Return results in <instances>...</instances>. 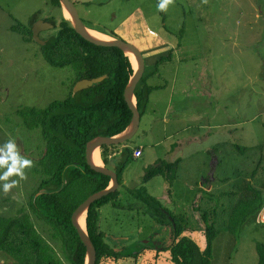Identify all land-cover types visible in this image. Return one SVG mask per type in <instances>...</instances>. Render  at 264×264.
<instances>
[{
  "label": "rangeland",
  "instance_id": "obj_1",
  "mask_svg": "<svg viewBox=\"0 0 264 264\" xmlns=\"http://www.w3.org/2000/svg\"><path fill=\"white\" fill-rule=\"evenodd\" d=\"M157 2L77 4L89 28L141 49L147 72L158 70L153 84H169L167 92L157 94L156 108L153 102L148 106L139 134L128 143L143 145L144 156L128 162L115 204L102 209V228L111 250L140 254L103 264H177L169 250L174 235L166 214L186 218L188 230L183 236L203 250L204 211L219 231L211 264H258L256 245L264 243V209L237 234L229 231L228 220L237 203L250 196L248 184L264 191V0H208L207 4L175 0L167 12H159ZM50 3L0 0V144L15 139L22 154L35 164L28 179L10 194L0 190V216L29 214L56 257L70 264L61 243L51 238V228L28 205L43 179L35 168L45 144L41 132L28 131L18 117L23 108L45 109L74 93L72 68L52 67L41 45L12 30L17 24L32 29L37 16L50 12ZM52 12L58 22L65 17L61 9ZM58 30L59 26L42 32L41 39L48 41ZM171 52L172 62L158 67L156 62ZM237 146L247 151L243 154ZM176 159L181 163L172 193L164 176L144 183L149 166ZM143 186L158 203L146 204L130 194L129 190Z\"/></svg>",
  "mask_w": 264,
  "mask_h": 264
},
{
  "label": "trees",
  "instance_id": "obj_2",
  "mask_svg": "<svg viewBox=\"0 0 264 264\" xmlns=\"http://www.w3.org/2000/svg\"><path fill=\"white\" fill-rule=\"evenodd\" d=\"M54 1L60 6L58 0ZM12 30L26 41H33L31 28L17 24ZM41 48L44 59L52 67L72 68L75 75L72 88L82 79L107 77L103 83L79 93H72L73 97L65 100L53 101L45 109L26 107L18 111L23 126L31 132L41 131L46 145L44 156L35 169L36 174L41 175L43 179L30 197L28 202L30 210L51 228V238L61 243L70 264H85L86 248L73 227L71 218L80 204L91 195L109 188L111 182L109 176L96 172L89 166L86 161L87 145L99 137H117L130 126L132 112L127 106L124 92L134 74V66L130 57L120 49L97 46L78 35L64 16L61 18L57 35ZM172 56L173 52L168 57L160 59L157 66L170 61ZM157 73V69L150 73L146 71L135 90L142 118L149 105L151 93L155 90L154 87H144L143 83ZM128 143H125L127 147L124 150L126 159L116 168L119 184L128 162L135 159L133 156L135 148L130 147ZM114 148L116 147L102 148L107 166L109 162L107 155ZM237 148L243 154L247 151L244 147ZM180 162V159L175 162L159 160L146 169L144 183L164 176L172 193ZM247 187L250 196L242 198L237 203L228 220L229 231L234 234L239 233L247 221L258 218L264 209V191L250 184ZM129 191L134 198L146 204L158 203L156 198L148 194L145 186ZM140 195L142 199H139ZM118 196L119 191L112 193L88 210L86 228L97 248V264H103L109 259L116 262L121 258L134 259L140 254L130 255L122 251H113L106 241L100 209L113 203ZM166 215L171 220L168 224L173 226L174 235V243L169 250L177 264H211L214 241L219 231L214 223H210L207 211L201 213V219L205 224L203 250L196 242L183 236L188 230L186 218L171 213ZM256 249L258 264H264V243H257ZM0 254L7 258L10 264H63L56 257L54 249L39 234L30 215L24 213L16 217L0 216Z\"/></svg>",
  "mask_w": 264,
  "mask_h": 264
},
{
  "label": "water",
  "instance_id": "obj_3",
  "mask_svg": "<svg viewBox=\"0 0 264 264\" xmlns=\"http://www.w3.org/2000/svg\"><path fill=\"white\" fill-rule=\"evenodd\" d=\"M63 7V10H67L70 14V18H67L71 23L72 27L76 31V33L82 36L84 39L93 43L97 46L102 47H114L118 48L123 51L127 56H133L138 61V67H134V74L130 79L128 85L126 86L124 92V98L127 103L129 110L132 112V121L128 129L121 135L114 137V138H103L99 137L92 142L88 143L87 145V155L86 161H88L89 166L96 172L102 173L106 176H109L111 179L110 187L97 192L87 198L82 204L78 206V208L74 211V214L71 218L72 225L76 229L79 238L83 245L86 248V263L85 264H97L98 262V252L97 248L92 240L89 237L87 228H83L81 226L80 219L82 216H86L88 210L98 201L104 199L105 197L110 196V194L115 193L119 189V178L116 171L105 167L103 165H98L94 162L93 156L96 150L101 149L105 146L112 147V146H120L124 145L125 143L132 142L135 137L139 134L142 125V114L138 108V101L135 98V90H137L139 84L143 80L146 71H147V64L146 59L141 51L140 48L137 46L125 42L119 38H110L109 40H100L96 38L91 33V28H89L85 23L82 17H80L79 11L76 6L70 0H59ZM65 15V14H64ZM54 26L43 22L42 19L37 20V22L33 25L32 28V38L33 41L41 46H45L47 41L41 39V33L50 29H53ZM107 77H101L96 79H82L78 81L73 88L74 93H79L83 90H88L92 87H95L105 81Z\"/></svg>",
  "mask_w": 264,
  "mask_h": 264
},
{
  "label": "clouds",
  "instance_id": "obj_4",
  "mask_svg": "<svg viewBox=\"0 0 264 264\" xmlns=\"http://www.w3.org/2000/svg\"><path fill=\"white\" fill-rule=\"evenodd\" d=\"M208 0H203L207 4ZM175 0H158L157 10L167 12ZM35 166L34 161L23 155L15 139L9 138L0 144V190L5 195L20 186L21 181L28 179V171Z\"/></svg>",
  "mask_w": 264,
  "mask_h": 264
},
{
  "label": "crops",
  "instance_id": "obj_5",
  "mask_svg": "<svg viewBox=\"0 0 264 264\" xmlns=\"http://www.w3.org/2000/svg\"><path fill=\"white\" fill-rule=\"evenodd\" d=\"M98 31V30H97ZM101 33H103V32H101ZM104 34H106L107 36H109L110 38L112 37V38H117V37H115V36H113V35H108L107 33H104ZM170 63L172 62V59H171V61H169ZM156 64H157V62H156ZM134 66V65H133ZM153 69V68H152ZM156 68H154V70H155ZM153 70V71H154ZM153 71H151V72H153ZM155 76H157V74H155V75H153V76H151L150 78H148L147 80H146V82H144L143 83V86L144 87H154L155 88V90H153L152 91V93H151V96H150V102H149V105L153 102V104H155V108H156V105L159 103V100H155V98L156 97H159V95H157V94H159V92H167V90H168V88H169V84H165V85H156V84H153L152 83V81L154 80V78H155ZM177 82V78H175L174 77V80H173V89L172 90H175V83ZM169 83H171V80L169 81ZM165 94V93H164ZM148 105V106H149ZM147 109H148V107H147ZM146 109V110H147ZM141 127H142V125H141ZM141 130V129H140ZM140 132V131H139ZM149 133V131H147L145 134L147 135ZM126 147H127V145L126 144H124V145H120V146H117V148H114V149H112L111 151H109V154L107 155V159H108V166L106 165V163H105V161H104V159H103V166H105V167H108V168H110V169H112V170H114V171H116V168H117V166H118V164L122 161V160H124L125 159V154H124V150L126 149ZM134 148L135 149H143V156H144V154H145V148H144V146L143 145H137V146H134ZM176 148V144L174 145V149ZM101 153V155H102V153L103 152H100ZM102 158H103V155H102ZM176 160H178V159H176ZM176 160H174V161H170L169 160V162H175ZM181 160V159H180ZM181 163V162H180ZM102 209H103V207L100 209V214H101V225L103 224L102 223ZM103 229V228H102ZM104 231V230H103ZM105 232V231H104ZM106 233V232H105ZM107 239V238H106Z\"/></svg>",
  "mask_w": 264,
  "mask_h": 264
},
{
  "label": "flooded vegetation",
  "instance_id": "obj_6",
  "mask_svg": "<svg viewBox=\"0 0 264 264\" xmlns=\"http://www.w3.org/2000/svg\"><path fill=\"white\" fill-rule=\"evenodd\" d=\"M51 1V3H50V5H51V9H50V12H48V13H46V15H44V16H37V18L34 20V22H33V24H35L36 22H37V20H39V19H42L43 20V22H46V23H49V24H51V25H53L54 27H57V26H59L60 25V22H61V20H60V22H58V20H57V14H55V13H53L52 11H53V9L54 8H57V9H61L62 10V12H63V14H64V11H63V7H62V5H61V2L59 1V3H60V6H58L56 3H55V1L54 0H50ZM75 6H76V8L78 9V6H77V4L79 3V2H83V1H85V0H70ZM79 11V10H78ZM81 12H79V14H80ZM80 17H82V14H80ZM83 20H84V23L86 24L87 23V20L86 19H84V18H82ZM87 25V24H86ZM36 131H38V130H36ZM33 132V131H32ZM39 132H41V131H39ZM42 136V135H41ZM45 144V143H44ZM45 149H46V145H45ZM44 152H45V150H44ZM44 156V155H43ZM42 156V157H43ZM42 159V158H41ZM41 159H39V160H41ZM39 162V161H38ZM37 168V167H36ZM35 168V169H36Z\"/></svg>",
  "mask_w": 264,
  "mask_h": 264
},
{
  "label": "bare ground",
  "instance_id": "obj_7",
  "mask_svg": "<svg viewBox=\"0 0 264 264\" xmlns=\"http://www.w3.org/2000/svg\"><path fill=\"white\" fill-rule=\"evenodd\" d=\"M64 14L67 18H70V14L66 9L64 10ZM91 33L96 38H98L100 40H109L110 39V37L106 36L105 34H103L101 32H98V31L91 30ZM131 61H132V64L134 65V67L137 68L138 67L137 59H135L133 56H131ZM100 152H102L101 149L96 150V152L94 153L93 159H94V162H96L98 165H104L103 164V158H102V155ZM80 222H81V226L83 228H85L86 227V216L85 215L81 217Z\"/></svg>",
  "mask_w": 264,
  "mask_h": 264
},
{
  "label": "built area",
  "instance_id": "obj_8",
  "mask_svg": "<svg viewBox=\"0 0 264 264\" xmlns=\"http://www.w3.org/2000/svg\"><path fill=\"white\" fill-rule=\"evenodd\" d=\"M133 156L135 159L141 158L143 156V149H135L133 152ZM0 264H9L5 260H2V256L0 254Z\"/></svg>",
  "mask_w": 264,
  "mask_h": 264
}]
</instances>
